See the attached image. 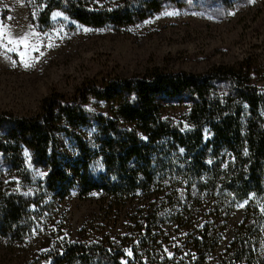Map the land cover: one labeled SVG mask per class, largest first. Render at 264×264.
<instances>
[{"label": "rangeland", "instance_id": "374dc122", "mask_svg": "<svg viewBox=\"0 0 264 264\" xmlns=\"http://www.w3.org/2000/svg\"><path fill=\"white\" fill-rule=\"evenodd\" d=\"M83 1L95 9L112 8L120 2ZM43 8L39 0H0L2 113L32 116L53 91L71 96L85 82L100 85L154 69L204 74L232 65L247 70L252 83L264 86V0H183L182 5H166L130 24L99 27L82 24L62 9L53 10L43 24L39 21ZM189 108L184 101H172L165 106L163 116L185 129ZM84 109L89 116L87 124L57 132L56 151L64 160L79 156L76 135L89 148L95 147L96 114L112 116L109 101L89 98ZM119 123L130 127L121 119ZM209 136L205 129L204 138ZM22 155L26 178L9 168L0 154V198L22 195L31 201L32 212L24 235L12 238L0 234V264H31L49 251L73 243L130 255L138 248L136 254L147 264L165 257L194 260V240L205 229L210 235L224 223L219 244L202 264H219L241 223L256 251L251 264H264V201L252 194L235 200L218 186L201 187L190 176L167 174L150 189L122 196L101 191L81 194L75 180L61 196L46 187L48 167L34 163L28 148ZM104 169L102 157L94 156L89 173L98 176ZM244 201V210L232 225L233 236L227 242L229 223ZM93 264L112 263L97 260Z\"/></svg>", "mask_w": 264, "mask_h": 264}, {"label": "trees", "instance_id": "16d2710c", "mask_svg": "<svg viewBox=\"0 0 264 264\" xmlns=\"http://www.w3.org/2000/svg\"><path fill=\"white\" fill-rule=\"evenodd\" d=\"M39 2L44 4L39 17L43 24L53 10L62 9L82 24L99 27L130 24L166 5H182L183 0H120L115 7L98 9L89 8L83 0ZM89 98L109 101L112 116L96 114L95 147L89 148L76 135L79 156L64 160L56 151L57 132L89 122L84 109ZM172 101L190 105L187 128L181 129L163 116L165 106ZM120 119L130 127L120 125ZM205 129L210 133L207 139ZM24 148L32 151L34 163L48 167L46 187L61 196L75 180L81 194L101 191L122 196L150 189L170 174L190 176L201 187L218 186L235 200L252 194L264 201V86L252 83L247 70L232 65L204 74L154 69L100 85L85 82L71 96L53 91L42 100L35 115L19 117L0 112V154L9 168L26 178ZM94 156H101L105 166L98 176L88 171ZM30 204L22 195H2L1 235H24L32 214ZM225 226L219 225L210 235L207 229L201 232L192 245L197 254L194 260L165 257L155 264H181L183 260L202 264L219 244ZM137 251L134 248L130 255L99 245L73 243L49 251L31 264H93L97 260L147 264ZM253 251L241 223L219 264H251L256 258Z\"/></svg>", "mask_w": 264, "mask_h": 264}, {"label": "bare ground", "instance_id": "6f19581e", "mask_svg": "<svg viewBox=\"0 0 264 264\" xmlns=\"http://www.w3.org/2000/svg\"><path fill=\"white\" fill-rule=\"evenodd\" d=\"M244 206H245V203L241 204L238 209L236 210L235 214H234V217L232 219V222L230 223V231L232 230V225L234 224V222L238 221L239 218L241 217V214L244 210ZM231 239V233L229 232L228 236H227V242ZM224 245L220 246L219 249H218V253L222 250ZM217 253V254H218Z\"/></svg>", "mask_w": 264, "mask_h": 264}, {"label": "water", "instance_id": "95a60500", "mask_svg": "<svg viewBox=\"0 0 264 264\" xmlns=\"http://www.w3.org/2000/svg\"><path fill=\"white\" fill-rule=\"evenodd\" d=\"M243 203H246V201L242 202L241 204H243ZM230 233H231V237H232L233 236V231L231 230Z\"/></svg>", "mask_w": 264, "mask_h": 264}]
</instances>
